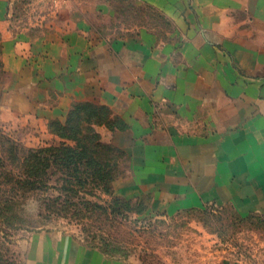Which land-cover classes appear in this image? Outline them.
Returning a JSON list of instances; mask_svg holds the SVG:
<instances>
[{
  "label": "crops",
  "instance_id": "crops-1",
  "mask_svg": "<svg viewBox=\"0 0 264 264\" xmlns=\"http://www.w3.org/2000/svg\"><path fill=\"white\" fill-rule=\"evenodd\" d=\"M18 1L0 0L2 23ZM136 1L170 22L167 36L110 40L59 4L64 23L33 44L49 66L32 76L59 83L58 98L26 102L46 119L64 118L72 102L107 107L123 127L96 131L124 152L130 190L151 195L150 209L215 203L264 213V0ZM0 32L18 73L26 44L6 22Z\"/></svg>",
  "mask_w": 264,
  "mask_h": 264
},
{
  "label": "rangeland",
  "instance_id": "rangeland-1",
  "mask_svg": "<svg viewBox=\"0 0 264 264\" xmlns=\"http://www.w3.org/2000/svg\"><path fill=\"white\" fill-rule=\"evenodd\" d=\"M59 4L69 7L72 23L84 16L96 34L110 40H124L142 30L162 38L171 30L166 18L136 0L16 2L5 22L12 34L19 35L26 44L22 49L26 58L16 73L14 65H19L8 56L4 58L0 32V130L26 147L51 143L50 124L63 123L73 106L80 103L72 102L62 119L40 118L39 109L32 105V101L52 104L58 98L59 83L47 85L46 78L38 81L32 76L49 66L44 51L38 54L33 44L46 35L47 25L64 23L55 11ZM75 9H84L86 14L78 15ZM3 23L0 15L1 29ZM95 35L93 39H97ZM108 112L100 127L112 131L122 128V122L109 109ZM118 172L121 177L113 188L116 196L130 200L126 207L114 205L109 196L100 192L96 195L101 200L56 189L46 193L34 190L24 196L21 191L13 190L14 200L6 203L7 191L14 185L6 184L1 178L0 264H264V213L241 212L232 204L215 203L173 213L150 209L151 195L135 196V190H130L134 177L125 154ZM83 199L106 204L109 214L51 213V207L62 204V200L72 201L84 210ZM88 217L91 218L86 220ZM103 242L109 248L119 247L120 251L111 255L94 247L106 249Z\"/></svg>",
  "mask_w": 264,
  "mask_h": 264
},
{
  "label": "trees",
  "instance_id": "trees-1",
  "mask_svg": "<svg viewBox=\"0 0 264 264\" xmlns=\"http://www.w3.org/2000/svg\"><path fill=\"white\" fill-rule=\"evenodd\" d=\"M107 116L109 112L106 107L92 103L76 104L63 123L50 124L53 141L36 148L26 147L0 130V179L14 185L7 191L5 202L12 203L10 201L14 200L16 190L24 196L34 190L46 193L56 189L74 196L83 194L97 199L96 192H100L109 196L114 205L128 206L130 200L116 196L113 188V184L121 177L118 168L124 154L118 148L104 143L96 131V127L102 125ZM62 201V204L51 207V213L59 215L75 211L79 215L84 212L95 216L98 211L101 216L109 214L106 204L101 205L90 199H83L81 204L84 210L78 209L72 201ZM102 244L106 249L94 247L111 255L120 251L119 247L109 248L104 242Z\"/></svg>",
  "mask_w": 264,
  "mask_h": 264
}]
</instances>
